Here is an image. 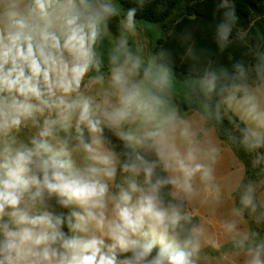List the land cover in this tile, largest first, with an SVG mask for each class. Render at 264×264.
I'll return each mask as SVG.
<instances>
[{
	"label": "clouds",
	"instance_id": "obj_1",
	"mask_svg": "<svg viewBox=\"0 0 264 264\" xmlns=\"http://www.w3.org/2000/svg\"><path fill=\"white\" fill-rule=\"evenodd\" d=\"M132 2L121 16L116 0H0V264H201L206 245L219 249L189 208L222 202L220 150L174 102L172 52L129 43L154 0ZM216 7L223 48L237 17L228 0ZM258 57L205 69L195 84L205 120L228 110L243 124L254 168L264 164ZM262 188L241 181L221 223L239 264H264V237L239 227L245 214L264 221Z\"/></svg>",
	"mask_w": 264,
	"mask_h": 264
},
{
	"label": "trees",
	"instance_id": "obj_2",
	"mask_svg": "<svg viewBox=\"0 0 264 264\" xmlns=\"http://www.w3.org/2000/svg\"><path fill=\"white\" fill-rule=\"evenodd\" d=\"M116 1L123 11L136 6L132 0ZM228 2L230 7H234L237 19L223 48L216 40V26L222 20L225 11L216 7L220 0H154L142 11H138L136 20L161 25L162 35L156 43L155 51L167 48L172 52L176 80L198 79L205 69L224 64L231 70V65L237 61H243L245 65L255 64L259 59L258 53L264 54V0ZM189 47L192 49L191 54L187 53ZM201 99L197 88L193 101L178 100L177 103L181 112L191 110L202 112L199 104ZM229 116L223 115L222 123L207 120L209 126L216 128L222 140H232L230 136L233 130H237L240 136L239 128L243 127L238 117L231 111ZM232 148L236 152L235 147ZM236 154L240 158L245 157L241 148ZM247 163L242 181L244 183L248 180L257 181L259 176L254 174V170ZM235 196L238 203V190ZM193 223L199 225L197 216H193Z\"/></svg>",
	"mask_w": 264,
	"mask_h": 264
},
{
	"label": "rangeland",
	"instance_id": "obj_3",
	"mask_svg": "<svg viewBox=\"0 0 264 264\" xmlns=\"http://www.w3.org/2000/svg\"><path fill=\"white\" fill-rule=\"evenodd\" d=\"M117 2V1H116ZM118 3V2H117ZM120 6V4L118 3ZM121 7V6H120ZM123 11V10H122ZM159 27V24H153ZM139 42H147V35L144 33H139ZM149 39V38H148ZM106 44V42H105ZM143 47V44L141 45ZM145 54L150 53L149 50H146ZM106 64V61H105ZM106 70V68H105ZM198 79H188L186 81H179L174 80L175 85V94L180 98V100L185 101H193L194 100V93L198 87H195L196 81ZM186 94L190 95V99L186 97ZM223 115L226 117L229 116L228 110H222ZM185 117L196 122L197 124L204 125L205 119L200 117L197 112L186 115ZM206 126V125H204ZM237 130H233L231 136L236 137V139L232 140H222L219 137L218 131L215 128L210 129V137L214 145L222 151L219 155L218 166L220 163L221 165L216 168L215 175H216V183L219 185L221 193H222V202L217 206L212 205H204L202 206L198 201L193 202L189 208L191 212H195V215L199 219V225L203 227L205 231V235L207 239L216 241L220 247L219 249L213 248L211 245H207L203 249V254H206L208 260H201V264H239V260L235 257V250L233 249L231 238L225 236L221 229L222 221L228 219L230 217V210L233 206L238 205L237 198L234 196V193H237V185L243 180L245 177V167L247 165L254 170V174H257L259 178L257 182L264 180V173L260 172L263 166L258 165L256 168L253 167V154L245 153L243 158H240L236 152L241 148L239 144L240 136L237 133ZM231 139V138H230ZM231 142V143H230ZM233 145V146H232ZM235 147V150L232 148ZM215 166V167H216ZM248 178L249 175H248ZM258 200L261 203H264V188L258 192ZM258 213H264V207L258 209ZM239 227L243 231H256L259 232L262 237H264V221L257 223L254 218H249L247 214L245 217L240 221ZM211 257H216V259H212Z\"/></svg>",
	"mask_w": 264,
	"mask_h": 264
},
{
	"label": "crops",
	"instance_id": "obj_4",
	"mask_svg": "<svg viewBox=\"0 0 264 264\" xmlns=\"http://www.w3.org/2000/svg\"><path fill=\"white\" fill-rule=\"evenodd\" d=\"M123 14H124V11L121 12V16H123ZM111 31H112V33L114 35L118 34L115 21L111 25ZM141 32L147 35L146 36L147 37L146 38L147 42L146 41L144 43L143 42L142 43L139 42V40H140L139 39V37H140L139 33H141ZM138 35H139V37H138ZM161 35H162L161 25H159V27H157L156 25H152V23H148V22H145V21H142V20H137V35L135 37H130L129 43L133 46V48H135L138 45L140 46V44L141 45L143 44V48H145L146 50H149L150 53H154L156 43L161 38ZM105 42H106L105 45H107V41H105ZM178 100H180V98L175 94L174 95V102L177 105H178V103H177ZM181 101H185V100H181ZM195 112H197L200 117H203V113L200 110H191V111H188V112H182V114L191 115V114H193ZM204 125H206V127H208L209 129L214 128V127L208 125L207 120L205 121ZM221 152L222 151H220V153ZM220 165H221V163L218 166H216L215 168L219 167ZM235 194L236 193H234L233 195L235 196ZM192 214H193V216H196L195 212H192ZM207 258H209V257H207ZM211 258L212 259H216V257H211Z\"/></svg>",
	"mask_w": 264,
	"mask_h": 264
}]
</instances>
